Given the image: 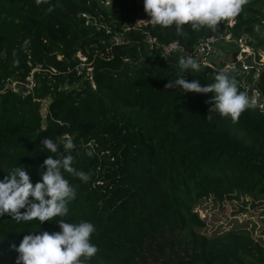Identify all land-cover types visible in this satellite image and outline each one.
<instances>
[{"label": "trees", "instance_id": "obj_1", "mask_svg": "<svg viewBox=\"0 0 264 264\" xmlns=\"http://www.w3.org/2000/svg\"><path fill=\"white\" fill-rule=\"evenodd\" d=\"M83 12L101 15L112 30L149 17L143 0H111L108 7L102 0H0V181L22 165L33 185L42 182L41 166L54 154L40 141L52 139L63 153L64 135L76 145L73 167L91 174L83 183L64 173L77 189L64 217L40 224L0 216V264H16L11 245L18 248L24 236L60 232L61 219L95 225L91 242L99 251L87 264H264V239L245 226L201 234L196 211L206 200L264 197V0H250L231 26L222 21L215 32L144 27L159 42L186 48L230 33L253 51L254 62L244 58L247 71H230L255 104L235 122L209 114L215 93L165 89L181 72L179 58L150 50L140 30L130 32L131 43L111 46L110 34L86 25ZM79 52L87 60L81 74L74 70ZM222 69L184 77L207 86Z\"/></svg>", "mask_w": 264, "mask_h": 264}, {"label": "clouds", "instance_id": "obj_2", "mask_svg": "<svg viewBox=\"0 0 264 264\" xmlns=\"http://www.w3.org/2000/svg\"><path fill=\"white\" fill-rule=\"evenodd\" d=\"M250 0H143L144 10L150 20H139L136 24L148 26L159 25L167 28L175 26L178 35H184V26L194 30L207 28L213 32L218 30L222 21H234L243 11ZM53 9L49 8L51 12ZM254 31L260 32V25L254 26ZM29 40L24 41L27 47ZM181 72L175 81H168L165 89H176L197 94L215 93L209 109L222 117H231L235 122L249 108L255 107L253 100L239 88V83L230 74L229 68H224L215 76L214 82L201 86L198 80L189 82L184 73H197L201 63L191 55L179 59ZM234 68V66H232ZM207 119H210L208 115ZM40 143L49 155L41 166V181L35 185L24 166L13 167L5 178L0 181V216L8 214L17 222L38 220L40 224L49 222L55 217L68 214V205L76 198L77 189L64 173L87 183L90 173H85L73 167L75 157L72 155L76 148L71 137H65L61 145L50 138H43ZM88 157L95 155L94 151L85 153ZM21 209H26L21 213ZM60 232H42L24 236L17 248H11L19 253L16 264H87L94 258L99 249L91 242L96 227L88 221L78 223L57 222Z\"/></svg>", "mask_w": 264, "mask_h": 264}, {"label": "built area", "instance_id": "obj_3", "mask_svg": "<svg viewBox=\"0 0 264 264\" xmlns=\"http://www.w3.org/2000/svg\"><path fill=\"white\" fill-rule=\"evenodd\" d=\"M102 1L107 7L111 5V0ZM81 17L84 18V23L86 25H92L96 29H103L105 33L110 34L111 46L131 43L132 38L130 32L140 30L141 34L143 35V41L148 46V48L150 50L159 49L162 57L165 59L172 57H177L180 59L181 57L191 55L201 63V67L214 68V66L221 65L224 68H229L230 71L233 72H237L239 69L247 71L250 68V65L244 60L247 55L251 56L252 62L255 60L253 51L250 48L243 46L242 40H234L230 33L213 35L204 39H200L190 48H186L178 42L161 43L156 37L152 36L148 30L144 29L146 25L136 24L139 20L148 21L150 20V17L137 19L132 24H123L119 30H112L111 27L103 20L99 21L98 17L101 19V15L96 17L88 12H83L81 13ZM233 23V21H230L229 25L231 26ZM232 42L234 44H238L240 50L235 55L226 58L227 56L221 54L223 52L222 47L224 48L228 45V43ZM78 54L77 57L80 60V63L75 66L74 70L77 74H81L82 68L85 65V61L87 60L83 54L81 55L80 52ZM232 66H234V68H232ZM36 69L38 68H35L34 70ZM86 70L88 72L86 74L87 78L92 81V74L90 73L91 67L88 66ZM27 81L30 82V85L33 84L31 76L27 78ZM91 83L93 84V81ZM7 85L13 91H16L15 81L8 80ZM66 136L69 137L68 135H64L63 138L65 139Z\"/></svg>", "mask_w": 264, "mask_h": 264}, {"label": "rangeland", "instance_id": "obj_4", "mask_svg": "<svg viewBox=\"0 0 264 264\" xmlns=\"http://www.w3.org/2000/svg\"><path fill=\"white\" fill-rule=\"evenodd\" d=\"M222 49L224 53L221 54L227 56L226 58L231 57L234 50H240L238 44L232 43ZM258 64L264 65V50L260 52ZM48 101L49 99L46 98L41 102L42 116L46 113ZM196 211L199 218L205 223L204 227L197 230L201 234L213 236L235 226H245L252 231L255 237L264 239V197L241 194L237 200H233L231 203L206 200L196 207Z\"/></svg>", "mask_w": 264, "mask_h": 264}, {"label": "water", "instance_id": "obj_5", "mask_svg": "<svg viewBox=\"0 0 264 264\" xmlns=\"http://www.w3.org/2000/svg\"><path fill=\"white\" fill-rule=\"evenodd\" d=\"M252 61V60H251Z\"/></svg>", "mask_w": 264, "mask_h": 264}]
</instances>
